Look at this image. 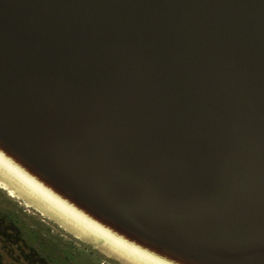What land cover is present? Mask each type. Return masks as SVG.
<instances>
[{"label": "water", "instance_id": "95a60500", "mask_svg": "<svg viewBox=\"0 0 264 264\" xmlns=\"http://www.w3.org/2000/svg\"><path fill=\"white\" fill-rule=\"evenodd\" d=\"M0 163L165 264H264V0H0Z\"/></svg>", "mask_w": 264, "mask_h": 264}, {"label": "rangeland", "instance_id": "374dc122", "mask_svg": "<svg viewBox=\"0 0 264 264\" xmlns=\"http://www.w3.org/2000/svg\"><path fill=\"white\" fill-rule=\"evenodd\" d=\"M0 236V264H127L73 234L1 179ZM31 253L34 259L27 258Z\"/></svg>", "mask_w": 264, "mask_h": 264}, {"label": "bare ground", "instance_id": "6f19581e", "mask_svg": "<svg viewBox=\"0 0 264 264\" xmlns=\"http://www.w3.org/2000/svg\"><path fill=\"white\" fill-rule=\"evenodd\" d=\"M0 179L40 211L68 228L73 234L89 240L117 259L123 260L127 264H165L109 235L77 212L72 211L62 202L54 200L39 186L18 177L1 163Z\"/></svg>", "mask_w": 264, "mask_h": 264}, {"label": "flooded vegetation", "instance_id": "af4514ba", "mask_svg": "<svg viewBox=\"0 0 264 264\" xmlns=\"http://www.w3.org/2000/svg\"><path fill=\"white\" fill-rule=\"evenodd\" d=\"M3 238V236H0V240ZM28 254V253H27ZM27 258L28 259H34L35 258V256H34V254L33 253H31V254H29V255H27ZM44 264V263H43Z\"/></svg>", "mask_w": 264, "mask_h": 264}]
</instances>
